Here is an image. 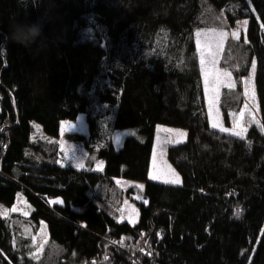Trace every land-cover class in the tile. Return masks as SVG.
<instances>
[{
	"label": "trees",
	"instance_id": "1",
	"mask_svg": "<svg viewBox=\"0 0 264 264\" xmlns=\"http://www.w3.org/2000/svg\"><path fill=\"white\" fill-rule=\"evenodd\" d=\"M13 20L41 22L40 37L11 39ZM239 22L219 66L252 79L245 137L210 126L195 52L198 30ZM242 103L236 79L220 93L226 124ZM81 112L102 171L59 166L56 141L30 138L31 122L54 137ZM158 124L186 129L166 149L181 185L147 180ZM115 177L143 181L141 197ZM18 192L32 211L0 217V264H264V0H0V204ZM124 193L135 225L119 220ZM41 220L48 241L30 257L20 228Z\"/></svg>",
	"mask_w": 264,
	"mask_h": 264
},
{
	"label": "rangeland",
	"instance_id": "2",
	"mask_svg": "<svg viewBox=\"0 0 264 264\" xmlns=\"http://www.w3.org/2000/svg\"><path fill=\"white\" fill-rule=\"evenodd\" d=\"M244 30L245 25L243 22H239L230 30L218 28L201 29L195 33V52L201 74L208 122L212 128L238 137H245L249 125L254 122L256 123L259 119L256 95H254V98L251 95L254 91L252 79L246 90L245 81L249 80L250 74L246 77H234L230 70L221 69L219 62L220 58H222V49L226 41L231 36L237 38L238 33L244 32ZM236 79H238L240 84L243 103L241 109L234 116H230V123L226 124L219 106L220 93L224 87H234ZM31 126V140L40 139L47 142H57L58 152L56 156H53L57 165H70L75 168L90 169L93 171L103 170V159L96 152L87 150L84 145V141L89 135L84 113H79L72 120H62L58 134L54 137L45 136L39 124L36 122H31ZM221 129H227L228 131ZM237 132H241V134L236 135ZM186 134L187 132L184 128L163 124L156 125L147 180L163 184L181 185L179 173L166 160V149L169 145L183 143L186 140ZM132 136H137L135 129L128 128L119 130L112 135L110 140L111 145L114 150H118L123 140ZM176 180L179 182H174ZM114 181L124 192L131 189V197L134 196L137 199L141 197V191L144 188L143 181L120 177H115ZM124 194L117 207L119 220L135 225L138 222L137 207L133 199L128 197L127 193ZM31 211V206L25 201L21 192L15 195L14 202L11 205L6 206L0 204V217H7L12 213L29 216ZM20 234L29 239L26 246V255H30V257L39 256L48 241V229L45 221H39L35 230L28 224L23 225L20 228Z\"/></svg>",
	"mask_w": 264,
	"mask_h": 264
},
{
	"label": "clouds",
	"instance_id": "3",
	"mask_svg": "<svg viewBox=\"0 0 264 264\" xmlns=\"http://www.w3.org/2000/svg\"><path fill=\"white\" fill-rule=\"evenodd\" d=\"M27 3V0H18V3ZM42 31L41 22H23L13 20L10 25V38L25 46L31 45L40 37Z\"/></svg>",
	"mask_w": 264,
	"mask_h": 264
},
{
	"label": "snow or ice",
	"instance_id": "4",
	"mask_svg": "<svg viewBox=\"0 0 264 264\" xmlns=\"http://www.w3.org/2000/svg\"><path fill=\"white\" fill-rule=\"evenodd\" d=\"M252 68H253V71H255V61H253V63H252ZM250 80H251V77H249V80H248V81H245L246 90H247V86H248L249 83H250ZM251 95H252L253 98H254V95H255L254 91L251 93ZM221 130H223V131H228L227 129H221ZM241 131H243V129H241ZM240 134H241V132H237V133H236V135H240ZM78 166H79V165H78ZM174 182L178 183L179 181L176 180V181H174ZM237 214H238V213H237Z\"/></svg>",
	"mask_w": 264,
	"mask_h": 264
},
{
	"label": "crops",
	"instance_id": "5",
	"mask_svg": "<svg viewBox=\"0 0 264 264\" xmlns=\"http://www.w3.org/2000/svg\"><path fill=\"white\" fill-rule=\"evenodd\" d=\"M150 162H151V160H150ZM150 168V167H149Z\"/></svg>",
	"mask_w": 264,
	"mask_h": 264
}]
</instances>
